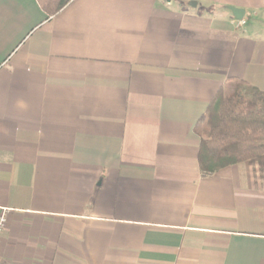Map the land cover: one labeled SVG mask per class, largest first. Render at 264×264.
<instances>
[{"label":"crops","instance_id":"crops-1","mask_svg":"<svg viewBox=\"0 0 264 264\" xmlns=\"http://www.w3.org/2000/svg\"><path fill=\"white\" fill-rule=\"evenodd\" d=\"M229 81L264 0H0V264H264V169L198 166Z\"/></svg>","mask_w":264,"mask_h":264},{"label":"trees","instance_id":"trees-1","mask_svg":"<svg viewBox=\"0 0 264 264\" xmlns=\"http://www.w3.org/2000/svg\"><path fill=\"white\" fill-rule=\"evenodd\" d=\"M47 18L71 0H36ZM205 133L198 148L201 175L238 164L264 169V92L243 81H229L199 120Z\"/></svg>","mask_w":264,"mask_h":264},{"label":"built area","instance_id":"built-area-1","mask_svg":"<svg viewBox=\"0 0 264 264\" xmlns=\"http://www.w3.org/2000/svg\"><path fill=\"white\" fill-rule=\"evenodd\" d=\"M242 25H244L243 20L237 22V27H241ZM7 212L6 209L0 208V238L6 226Z\"/></svg>","mask_w":264,"mask_h":264},{"label":"water","instance_id":"water-1","mask_svg":"<svg viewBox=\"0 0 264 264\" xmlns=\"http://www.w3.org/2000/svg\"><path fill=\"white\" fill-rule=\"evenodd\" d=\"M228 10L232 13L235 19L242 21L245 11L242 9L228 7Z\"/></svg>","mask_w":264,"mask_h":264}]
</instances>
